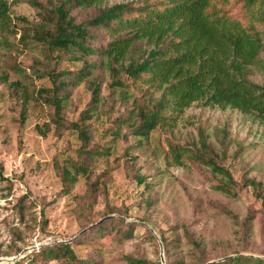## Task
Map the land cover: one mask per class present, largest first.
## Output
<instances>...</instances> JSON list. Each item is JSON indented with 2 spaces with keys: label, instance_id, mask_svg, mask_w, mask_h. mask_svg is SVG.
I'll return each mask as SVG.
<instances>
[{
  "label": "rangeland",
  "instance_id": "374dc122",
  "mask_svg": "<svg viewBox=\"0 0 264 264\" xmlns=\"http://www.w3.org/2000/svg\"><path fill=\"white\" fill-rule=\"evenodd\" d=\"M28 1L13 6L12 17L36 24L38 12ZM151 1L108 0L104 5ZM230 9L238 14L242 3L232 0ZM95 14L93 9L73 11L78 22ZM16 24L17 36L0 32V164L6 177L0 179V264H68L43 254L60 242H69L82 264H130L131 259L162 264L160 241L146 225L160 240L166 239V244L161 241L166 264L218 263L237 256L264 259V200L257 197L264 196L263 121L232 108L195 103L181 114L165 111L174 121L139 146L128 125L117 138L112 132L132 115L134 101L151 109L161 94L143 84L132 85L135 98L124 104L119 91L111 88V74L99 71L103 99L87 122L92 133L88 145L77 130L57 129L54 110L42 101H30L22 125L23 97L9 83L51 87L47 78L32 84L28 77L34 65L47 69L53 62L46 47L20 42L28 24ZM96 33L94 45L106 47L111 39ZM260 58L249 79L264 86V52ZM91 100L86 83L73 87L63 114L65 125L79 123ZM46 124L51 131L43 137L36 127ZM202 135L233 182L195 157ZM83 165L87 174L67 184L63 170ZM225 184L237 196L216 189Z\"/></svg>",
  "mask_w": 264,
  "mask_h": 264
},
{
  "label": "trees",
  "instance_id": "16d2710c",
  "mask_svg": "<svg viewBox=\"0 0 264 264\" xmlns=\"http://www.w3.org/2000/svg\"><path fill=\"white\" fill-rule=\"evenodd\" d=\"M107 1L42 3L31 0L28 3L37 10L40 20L35 24L24 17H12V7L21 0H0V32L17 36L16 22L27 23L28 27L21 31L20 42L27 45L31 41L46 47L47 56L53 62L47 69L34 65L28 77L32 84L34 79L47 78L51 87L31 89L20 82L9 83V88L15 93L21 92L23 97L22 125L27 120L30 101H42L54 110L52 122L57 129L77 130L88 145L92 133L87 122L93 119L103 99V78L99 71L111 74V88L119 91L124 104L135 98L130 93L132 85L143 84L161 94L151 109L140 107L134 101L132 115L120 121L112 132L117 138L122 127L128 125L137 136L139 146L149 140L152 132L174 121L166 112L181 114L195 103L232 108L264 122V86L249 79L251 67L260 64L264 52V0H239L242 11L238 14L230 9L232 0H152L139 6L121 3L112 7L104 5ZM90 9L97 14L85 21L78 22L73 15L74 10ZM96 31L111 39L106 47L94 45L99 39ZM65 61L69 64H64ZM82 83L91 90L92 100L89 108L81 113L79 123L66 126L63 114L71 89ZM36 129L43 137L51 131L50 124ZM101 154L97 152L98 156ZM195 157L233 182L229 172L217 164L215 152L203 135ZM176 158L179 160L180 155ZM178 164L183 163L179 160ZM87 172L86 165L67 168L63 170V179L74 185L77 176ZM0 179L6 180L1 164ZM248 183L257 187L255 181ZM228 184L216 189L237 196ZM257 197L264 200L262 194ZM44 224L48 225V220ZM105 229V226L100 228ZM161 241L166 244L165 238ZM43 252L52 260L84 263L69 244L60 243ZM130 264L145 263L131 259ZM214 264H264V259L237 256Z\"/></svg>",
  "mask_w": 264,
  "mask_h": 264
},
{
  "label": "water",
  "instance_id": "95a60500",
  "mask_svg": "<svg viewBox=\"0 0 264 264\" xmlns=\"http://www.w3.org/2000/svg\"><path fill=\"white\" fill-rule=\"evenodd\" d=\"M146 227L149 228L150 231H151V232H152V233H153V234L159 239L160 244H161V263H162V264H166V262H165V257H164V249H163L162 242H161L159 236L157 235L156 231H155L152 227H150L149 225H146ZM60 243L68 244L69 242H60ZM214 263H215V262H211V263H209V264H214Z\"/></svg>",
  "mask_w": 264,
  "mask_h": 264
}]
</instances>
